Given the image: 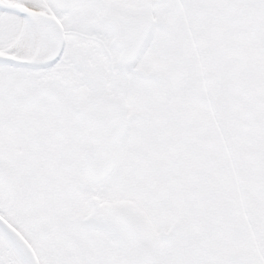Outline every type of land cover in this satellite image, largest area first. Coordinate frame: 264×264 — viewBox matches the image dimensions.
<instances>
[{"label":"snow or ice","instance_id":"obj_1","mask_svg":"<svg viewBox=\"0 0 264 264\" xmlns=\"http://www.w3.org/2000/svg\"><path fill=\"white\" fill-rule=\"evenodd\" d=\"M0 264H264V0H0Z\"/></svg>","mask_w":264,"mask_h":264}]
</instances>
